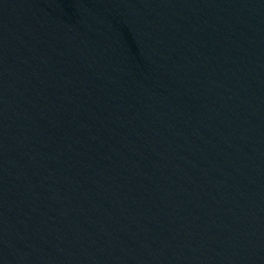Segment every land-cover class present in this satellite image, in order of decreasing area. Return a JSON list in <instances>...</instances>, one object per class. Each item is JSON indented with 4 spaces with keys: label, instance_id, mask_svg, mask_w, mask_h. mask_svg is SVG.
<instances>
[{
    "label": "water",
    "instance_id": "1",
    "mask_svg": "<svg viewBox=\"0 0 264 264\" xmlns=\"http://www.w3.org/2000/svg\"><path fill=\"white\" fill-rule=\"evenodd\" d=\"M93 264H264V0H51Z\"/></svg>",
    "mask_w": 264,
    "mask_h": 264
}]
</instances>
